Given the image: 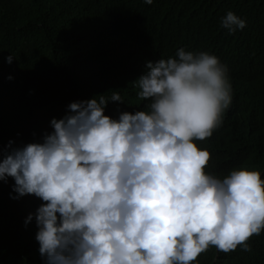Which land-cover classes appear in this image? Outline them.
I'll return each mask as SVG.
<instances>
[{"label":"clouds","instance_id":"obj_1","mask_svg":"<svg viewBox=\"0 0 264 264\" xmlns=\"http://www.w3.org/2000/svg\"><path fill=\"white\" fill-rule=\"evenodd\" d=\"M245 26L231 10L220 18L229 34ZM146 68L134 82L146 110L106 115L109 100L125 103L118 92L74 101L41 142L9 141L0 155L11 198L42 202L24 223L35 220L44 264H197L210 247L251 251L250 237L264 230L260 172L213 174L210 152L196 143L232 102L227 66L180 47Z\"/></svg>","mask_w":264,"mask_h":264},{"label":"trees","instance_id":"obj_2","mask_svg":"<svg viewBox=\"0 0 264 264\" xmlns=\"http://www.w3.org/2000/svg\"><path fill=\"white\" fill-rule=\"evenodd\" d=\"M230 10L246 20L231 34L220 27ZM180 47L217 55L232 84L222 125L196 141L210 152L206 170L248 167L264 179V0H0V155L9 141L41 142L74 101L118 92L125 103L109 100L106 115L146 110L134 82ZM13 184L0 181V264H44L35 220L24 223L42 202L11 198ZM249 243L210 247L197 264H264V230Z\"/></svg>","mask_w":264,"mask_h":264}]
</instances>
